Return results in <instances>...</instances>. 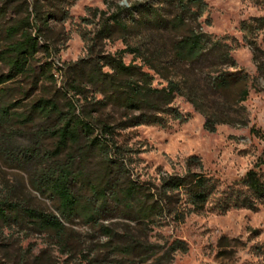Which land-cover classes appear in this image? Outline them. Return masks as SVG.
Here are the masks:
<instances>
[{
  "label": "trees",
  "instance_id": "trees-1",
  "mask_svg": "<svg viewBox=\"0 0 264 264\" xmlns=\"http://www.w3.org/2000/svg\"><path fill=\"white\" fill-rule=\"evenodd\" d=\"M126 1L129 6L115 4L108 16L92 11L99 20L87 57L59 66L47 20L64 22V0H52V11L37 2L0 0V165H13L23 180L0 195V224L50 232L64 245L66 225L77 220L106 239L103 248L114 258L145 264L158 249L150 233L202 212L216 184L196 157L185 160L182 174L134 179L130 150L115 140L117 133L184 123L176 97L203 116L207 133L220 125L247 127L242 104L250 88L264 84V52L248 43L256 68L251 79L237 68L225 38L202 32L204 0ZM263 29V19L242 26L248 35ZM115 37L123 50L95 53L98 42ZM124 55L131 56L128 64ZM156 78L163 85L154 86ZM243 186L245 195L231 194L219 209H253L264 184L252 170ZM32 193L53 212L29 206ZM176 251H186L181 242L170 245L169 254Z\"/></svg>",
  "mask_w": 264,
  "mask_h": 264
},
{
  "label": "rangeland",
  "instance_id": "rangeland-1",
  "mask_svg": "<svg viewBox=\"0 0 264 264\" xmlns=\"http://www.w3.org/2000/svg\"><path fill=\"white\" fill-rule=\"evenodd\" d=\"M37 2L52 11V0ZM135 0H131L133 2ZM205 12L199 20L202 32L225 38L238 69L251 78L256 68L248 43L254 42L264 52V29L246 34L243 25L264 20V0H204ZM129 6L126 0H64V22L48 19L49 40L59 52L55 63H75L87 57L88 40L97 30L98 17L92 11L112 13L114 5ZM125 48L120 39L98 42L95 53L114 54ZM40 57V56H39ZM130 55H124L128 64ZM56 85L62 78L55 74ZM163 83L155 79L154 86ZM174 107L186 116L184 123L169 122L165 128L140 126L118 132L115 140L130 150V170L134 179L145 181L165 174H182L187 158L196 157L201 173L216 184V192L205 209L189 215L181 225L170 224L150 233L149 242L158 245L157 255L145 264L163 257L162 264H264V195L253 209L230 208L222 211L231 194L245 195L243 180L256 171L264 184V84L258 81L249 89L242 104L247 113V127L220 125L214 133L203 130L204 118L182 98ZM254 128L257 135L251 133ZM16 143L23 144L21 139ZM46 144H48L46 142ZM49 145V144H48ZM194 172H199L194 169ZM22 173L7 164L0 165V195L5 188L21 187ZM23 186V185H22ZM27 194V193H26ZM27 199V198H26ZM29 206L52 213L51 203L32 193ZM67 243L60 245L53 233L37 232L25 225L0 224V264H130L114 258L103 248L106 239L95 229L74 221L67 226ZM181 242L186 251L169 254L172 242ZM169 254L170 257H165Z\"/></svg>",
  "mask_w": 264,
  "mask_h": 264
}]
</instances>
